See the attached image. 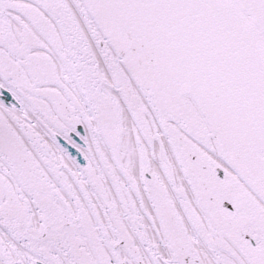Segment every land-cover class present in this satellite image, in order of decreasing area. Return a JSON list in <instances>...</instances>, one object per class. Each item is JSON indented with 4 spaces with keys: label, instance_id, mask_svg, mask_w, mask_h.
<instances>
[{
    "label": "snow or ice",
    "instance_id": "obj_1",
    "mask_svg": "<svg viewBox=\"0 0 264 264\" xmlns=\"http://www.w3.org/2000/svg\"><path fill=\"white\" fill-rule=\"evenodd\" d=\"M0 264H264V0H0Z\"/></svg>",
    "mask_w": 264,
    "mask_h": 264
}]
</instances>
